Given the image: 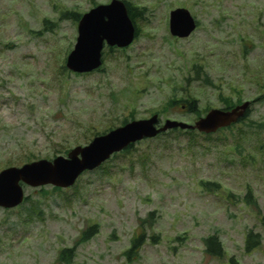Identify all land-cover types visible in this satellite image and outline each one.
Instances as JSON below:
<instances>
[{
	"label": "rangeland",
	"instance_id": "1",
	"mask_svg": "<svg viewBox=\"0 0 264 264\" xmlns=\"http://www.w3.org/2000/svg\"><path fill=\"white\" fill-rule=\"evenodd\" d=\"M109 1L0 0V170L65 155L95 131L133 116L198 118L181 103L168 107L172 95L195 98L204 115L224 107L221 95L237 105L257 93V75L264 76V0H128L147 8L136 19L137 38L126 50L104 47L101 70L70 71L65 62L77 22L59 13ZM175 7L197 19L186 38L169 33ZM43 18L55 27L34 34ZM198 65L206 75L196 74ZM250 106L247 120L209 140L179 133L144 138L69 187L45 185L42 193L25 186L31 200L22 210L0 207V264H231V256L236 264H264V127L256 125L264 121V102ZM201 178L220 183V190L203 189ZM248 186L256 206L244 201ZM38 198L44 214L29 217L25 208ZM151 210L156 221L145 224L147 234L159 240L147 239L128 261L123 252ZM94 223L97 233L77 241ZM249 228L261 234V244L247 252ZM212 232L223 244L222 257L205 252L203 237ZM73 245L72 259L60 260V250Z\"/></svg>",
	"mask_w": 264,
	"mask_h": 264
},
{
	"label": "water",
	"instance_id": "2",
	"mask_svg": "<svg viewBox=\"0 0 264 264\" xmlns=\"http://www.w3.org/2000/svg\"><path fill=\"white\" fill-rule=\"evenodd\" d=\"M196 26V19L187 8L175 7L170 10L168 30L172 36L186 38ZM135 35L136 25L123 0L99 3L83 12L77 21L76 40L66 56L65 66L76 73L91 72L102 65L105 46L127 47ZM249 107L250 101L246 100L228 109L210 108L192 124L165 119L159 127L158 114L154 113L148 118L132 119L96 135L87 144L72 147L66 155L5 167L0 170V207L9 209L21 204L25 196L24 185L69 187L84 171L94 170L113 153L123 150L131 143L155 137L171 128L213 133L237 122Z\"/></svg>",
	"mask_w": 264,
	"mask_h": 264
},
{
	"label": "trees",
	"instance_id": "3",
	"mask_svg": "<svg viewBox=\"0 0 264 264\" xmlns=\"http://www.w3.org/2000/svg\"><path fill=\"white\" fill-rule=\"evenodd\" d=\"M123 1L127 7L128 14H129L130 18L132 19V21L136 25V19L145 17L147 8L145 6H136L131 1H128V0H123ZM80 16H81V13L78 11H75V10H64V11H61L59 13L60 19H62V18L71 19L74 22H77L79 20ZM41 25H42V27L39 30L35 31L34 34H42L43 31L53 30L56 23L53 22L52 20L47 19V18H43ZM138 32H139V29L136 25V36H135V38H137ZM116 49L117 50H126L124 48L119 49L117 47L108 48L109 51H114ZM243 50H244L245 54L247 55V49L244 48ZM101 68L99 70H101ZM63 69H65L64 65H63ZM195 70L197 72L196 73L197 75H199V74L206 75V73L203 72V66L202 65L195 66ZM257 76H258V79L256 80V83L259 87H257V90H256L257 93H255L254 97L250 100V104L263 103L264 102V76H262V77H259V75H257ZM209 83L213 85L211 80ZM259 88H261V89H259ZM220 100H222L224 103V107H221L223 109H228V108H231L235 105L233 102H231V98L228 96H222L221 95ZM239 100H241V99L239 98ZM196 102H197V100L193 97H185L184 96L183 98H177V95H172L171 99H169L167 101V106L171 108V107L178 105V103H181L182 105H184L183 108H182V105L180 106V108L185 109L183 111L194 112L197 117H200L202 114V111H197ZM237 103H241V102H237ZM205 109L206 108H204L202 110L205 111ZM250 112H251V106H250V108L247 109L246 114L243 117H241L237 122L232 123L231 125H229L227 127L219 128L216 132H213V133H203V132L197 131L196 129L171 128L165 132H162V133L156 135L155 137L157 138L160 136H165L169 133H179V134H185L189 138H194L192 136H201L204 139L209 140L212 138L213 135H215L219 132H223L225 130H230L236 124L242 123L245 120H247L248 119L247 116L249 115ZM132 119H134V116L131 117V120ZM127 121H128V119L126 118V119L122 120V122L120 124H124ZM261 121L262 122H259V124L257 122L256 125L259 127H264V121L263 120H261ZM110 129H112V128L110 127L107 130L95 131L93 133V136L104 133ZM155 137H153V138H155ZM145 140H147V139H145ZM139 142L140 141H137L135 143H131L126 148L121 150L120 152L112 154L108 160L103 162L97 168L100 169V168L104 167V165L107 161L115 158L120 153H129L135 147V144H137ZM64 152L67 153L68 149H66ZM32 159H28L26 161H31ZM97 168H95V169H97ZM85 172H87V171H85ZM199 186L202 187L203 189L207 190V191H214V192H218L221 188L220 183L213 181V180H207V179L205 180L203 178H201L199 180ZM39 188H40L39 192L46 193L45 186H41ZM52 188L54 190H58V191L61 190L60 187H52ZM229 194L233 195L234 193L229 192ZM243 198H244L245 203H249V204L253 203V204H255L254 206L257 205V201L253 196V192L251 190V187H249V186L247 187L245 195ZM29 200H31L30 196L25 195L23 202L17 206V207H19L18 209L22 210L23 203L27 202ZM42 203H43V201L40 200L39 198L34 199L29 205H27V207L25 208V212L27 213V215L29 217L43 216L44 211L42 209ZM17 207H15V208H17ZM155 213H156L155 210H151L147 213L145 218L140 219V225H139L140 231L131 237L129 248L123 252L125 258H127L128 261H131L134 259V257L136 256V254L138 252V249L147 241V239H150L152 243L158 242V240H159L158 234L151 233L150 235H148L147 230H146V225H145L146 223L151 225L152 223H154L156 221ZM260 222H261L262 226L264 227V213L260 214ZM97 230H98V226L95 223L87 226L86 228H84L80 232L77 241H82V240H85V239L93 236L95 233H97ZM184 235H185V233H184ZM203 242L205 245V252L207 254H209L211 256H215V257H222L224 255L223 244L219 238V235L216 232H212V233L208 234L207 236H204ZM244 242H245L244 248L247 252H249L261 244V234L257 231H254L253 229L249 228L245 232V241ZM74 247L75 246L73 245L72 247L62 248L58 254V258L60 260H65L66 262H69L74 255V251H75ZM229 261L231 262V264L237 263L236 260H234V257H232V256L229 258Z\"/></svg>",
	"mask_w": 264,
	"mask_h": 264
},
{
	"label": "flooded vegetation",
	"instance_id": "4",
	"mask_svg": "<svg viewBox=\"0 0 264 264\" xmlns=\"http://www.w3.org/2000/svg\"><path fill=\"white\" fill-rule=\"evenodd\" d=\"M183 107H184V105H182V108H183ZM153 113H157V114H158V117L160 118V116H159L160 114H159L158 112H153ZM153 113H152V114H153ZM152 114H151V115H152ZM151 115H150V116H151ZM169 119H170V118H169ZM172 120L184 121V122H186V123H188V124H192V123L194 122V121L182 120V119H178V118H172ZM161 125H162V120L159 121V123H158L157 126L159 127V126H161Z\"/></svg>",
	"mask_w": 264,
	"mask_h": 264
}]
</instances>
